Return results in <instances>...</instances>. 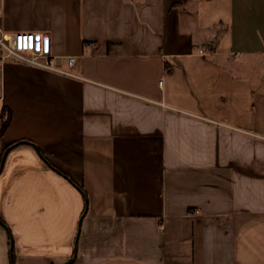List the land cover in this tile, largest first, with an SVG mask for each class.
<instances>
[{
  "label": "crops",
  "instance_id": "1",
  "mask_svg": "<svg viewBox=\"0 0 264 264\" xmlns=\"http://www.w3.org/2000/svg\"><path fill=\"white\" fill-rule=\"evenodd\" d=\"M0 29L69 73L0 61V264L77 234L70 264H264V0H0Z\"/></svg>",
  "mask_w": 264,
  "mask_h": 264
},
{
  "label": "built area",
  "instance_id": "2",
  "mask_svg": "<svg viewBox=\"0 0 264 264\" xmlns=\"http://www.w3.org/2000/svg\"><path fill=\"white\" fill-rule=\"evenodd\" d=\"M198 52L203 54L201 49ZM6 60L56 73L69 74L58 67L60 58L51 54L49 43L45 42V37L39 33H7L0 29V61ZM75 62L74 57L66 58L69 67H72ZM161 84L162 81L159 80L158 85L161 86Z\"/></svg>",
  "mask_w": 264,
  "mask_h": 264
},
{
  "label": "trees",
  "instance_id": "3",
  "mask_svg": "<svg viewBox=\"0 0 264 264\" xmlns=\"http://www.w3.org/2000/svg\"><path fill=\"white\" fill-rule=\"evenodd\" d=\"M91 41H83V44L89 43ZM11 111L6 108L3 107L1 109L0 112V120H1V126H0V137L2 136V134L5 132V130L8 128L10 122H11ZM3 153V152H2ZM2 153L0 154V161H1V157H2ZM55 172L60 173L55 167L50 166ZM61 175H63L62 173H60ZM64 176V175H63ZM80 191H82L81 188H79ZM0 222L4 225V223L0 220Z\"/></svg>",
  "mask_w": 264,
  "mask_h": 264
},
{
  "label": "water",
  "instance_id": "4",
  "mask_svg": "<svg viewBox=\"0 0 264 264\" xmlns=\"http://www.w3.org/2000/svg\"><path fill=\"white\" fill-rule=\"evenodd\" d=\"M3 160H4V156L2 157V160H1V163H0V169H1V167H2ZM80 221H81V220H80ZM80 221H79V224H78V228H80ZM77 238H78V234H77V236H76V240H75V243H74L73 256H72L69 260H67L65 263H63V264H70V263L74 260V258H75V256H76Z\"/></svg>",
  "mask_w": 264,
  "mask_h": 264
}]
</instances>
